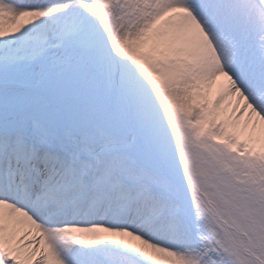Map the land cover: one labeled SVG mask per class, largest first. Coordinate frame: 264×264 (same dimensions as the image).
Returning a JSON list of instances; mask_svg holds the SVG:
<instances>
[{
    "label": "snow or ice",
    "instance_id": "6c2138e0",
    "mask_svg": "<svg viewBox=\"0 0 264 264\" xmlns=\"http://www.w3.org/2000/svg\"><path fill=\"white\" fill-rule=\"evenodd\" d=\"M0 264H264V0H0Z\"/></svg>",
    "mask_w": 264,
    "mask_h": 264
}]
</instances>
